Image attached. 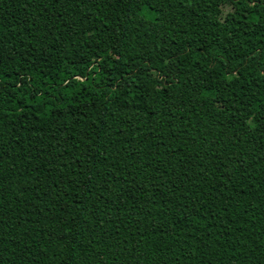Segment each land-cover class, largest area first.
Segmentation results:
<instances>
[{
    "label": "trees",
    "instance_id": "obj_1",
    "mask_svg": "<svg viewBox=\"0 0 264 264\" xmlns=\"http://www.w3.org/2000/svg\"><path fill=\"white\" fill-rule=\"evenodd\" d=\"M0 264H264V0H0Z\"/></svg>",
    "mask_w": 264,
    "mask_h": 264
},
{
    "label": "rangeland",
    "instance_id": "obj_2",
    "mask_svg": "<svg viewBox=\"0 0 264 264\" xmlns=\"http://www.w3.org/2000/svg\"><path fill=\"white\" fill-rule=\"evenodd\" d=\"M227 11H229V8H225L224 9V13H226Z\"/></svg>",
    "mask_w": 264,
    "mask_h": 264
}]
</instances>
